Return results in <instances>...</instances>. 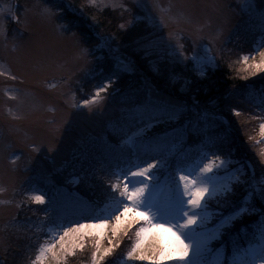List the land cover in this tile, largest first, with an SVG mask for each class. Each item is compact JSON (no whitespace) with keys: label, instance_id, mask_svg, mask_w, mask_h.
<instances>
[{"label":"rangeland","instance_id":"1","mask_svg":"<svg viewBox=\"0 0 264 264\" xmlns=\"http://www.w3.org/2000/svg\"><path fill=\"white\" fill-rule=\"evenodd\" d=\"M87 3L101 10L118 11L119 16L125 9L131 14L129 7L134 4L139 13L129 17L123 25L138 26L130 43L148 59L152 69L158 70L160 62L185 64L191 61L195 71L199 72L198 64L203 67V74L209 67L217 66L223 46L230 41L234 31L241 30L238 27L244 21L251 24L254 13L264 11V0H96L95 5L87 0ZM46 8L51 10V15L45 13ZM60 17L61 12L44 0H0V73H3L0 75V188L3 189L0 201L5 202L0 203V247L5 242L4 225L13 222L18 215L17 194L22 193L24 185L31 187L28 195L43 194L48 202L46 191L37 188L40 182L51 184L52 175L70 163L81 150L88 154L90 148L108 146L106 131L132 111L131 105L117 103L112 95H102L104 92L97 105L83 107L84 101L91 99L103 85L94 81L101 70H96V58L91 56L93 50L114 56L117 67L127 71L134 68L130 55L118 48L116 35L101 31L97 34L99 42L91 51L80 35L71 30L70 23ZM249 38L246 36L243 40ZM260 52H264V35L258 39L255 50L247 54L248 63H259ZM209 59L211 63H206ZM13 76L15 79L10 78ZM86 83L94 86L89 92L82 89ZM152 97L171 109L182 107L169 97ZM77 104L81 106L76 107ZM151 127L148 123L137 132L140 129L145 132ZM137 132L132 136L135 141L130 143L132 147L142 136L136 135ZM211 153L224 159L218 151ZM170 155L171 152H167L148 161L135 160L129 168L158 161L165 165ZM202 158L187 167H195ZM157 169L153 172L163 185L169 175H158ZM209 211L217 210L210 208ZM76 222L93 221L88 216L60 224ZM216 222L213 219L209 227ZM132 232L134 237V230ZM54 235L55 232L51 233L48 242ZM111 238L110 230H105L101 248L109 247ZM153 246L150 237L145 251H150ZM190 258L204 262L216 257L214 253L198 256L193 252ZM136 262L125 257L120 264ZM142 262L148 264V261ZM46 264L54 262L49 259ZM161 264H179V261L166 259Z\"/></svg>","mask_w":264,"mask_h":264},{"label":"trees","instance_id":"2","mask_svg":"<svg viewBox=\"0 0 264 264\" xmlns=\"http://www.w3.org/2000/svg\"><path fill=\"white\" fill-rule=\"evenodd\" d=\"M44 1L61 12L60 19L70 23L71 30L80 35L91 51L98 44L97 34L101 31L116 35L118 48L130 55L134 70L117 67L114 56L105 51L93 50L91 56L96 58V70H101L95 75L94 81L104 84L110 79L111 84L102 95H112L115 102L131 105L132 111L123 116L114 128L106 131L108 146L90 148L88 154L81 150L70 163L52 175L51 184L40 182L37 188L44 189L48 198L44 205L32 203L28 195L31 187L24 185L22 193L17 194L20 202L17 217L3 227L5 242L0 247V264H32L39 245L50 239L48 228L68 223L72 219L87 218V214L79 213L84 204H99L102 207L110 175L117 170H126L135 160L144 162L171 152L164 165L167 170H157L158 175L164 176L178 168L187 167L205 153L218 151L224 158L233 161L231 170L245 165V173L250 176L252 169L247 165L251 164L256 175H260L264 165L260 163L259 153L264 149V137L260 135L259 126L264 123V113L255 107L247 92L253 90L259 93L264 85V73L250 75L244 70L245 64L241 58L252 53L258 39L264 35V11L254 13L251 24L244 21L238 27L241 30L234 31L230 41L223 46L217 66L209 67L202 75L191 67V61L185 64L160 62L158 70L152 69L148 59L130 43V37L136 34L138 26L120 27L129 17L139 13L134 4L129 7L132 15L125 11L119 16L118 11L98 9L90 6L87 0ZM261 19L263 21L260 23ZM237 36L238 40L235 39ZM246 36L250 38L244 41ZM245 76L248 79H244ZM92 87L86 83L82 89L89 92ZM152 95L169 97L182 107L171 109L153 99ZM232 109L242 114L237 117ZM148 123L152 127L145 129L144 135L132 147L127 139ZM241 179H247V176ZM245 195V186L236 185L231 202L239 204ZM210 208L224 213L231 211L228 206L218 208L215 202ZM248 219L245 217V222ZM38 225L42 226V230L38 229ZM240 227L237 223L236 228L226 229L225 232H236ZM132 233L119 238L120 246L103 264H120L124 260L134 242ZM235 238L226 234L221 240L213 242L212 248H225V254L230 258L232 240ZM93 243L94 238L86 239L83 252L78 251L76 256L69 257L68 264H92ZM240 243L248 247L243 233ZM135 264L147 263L138 261Z\"/></svg>","mask_w":264,"mask_h":264},{"label":"snow or ice","instance_id":"3","mask_svg":"<svg viewBox=\"0 0 264 264\" xmlns=\"http://www.w3.org/2000/svg\"><path fill=\"white\" fill-rule=\"evenodd\" d=\"M90 3L95 5L96 0H90ZM44 11L52 14L50 9ZM120 27L124 28V25ZM259 54V63L249 64L247 55L241 58L246 66L244 70L252 76L264 73V52ZM206 63H211V59ZM197 70L203 74L201 65H197ZM10 78L15 79L14 76ZM110 84L109 79L91 99L84 101L83 107L97 105L101 93ZM246 88L253 89L254 86ZM247 95L254 101L255 107L264 113V85L258 94L249 90ZM232 112L237 117L242 114L236 109H232ZM259 127L260 135L264 137V123ZM143 132L144 129H140L136 135H143ZM128 142L134 143V138L130 137ZM259 155L260 163L264 165V149L260 150ZM157 163L161 168L164 167V162ZM157 163L135 165L127 170L113 172L107 181L103 206L84 204L81 208V213L87 214L93 222L58 224L48 228V232H55V235L51 242L46 239L39 245L32 264H46L49 259L54 264H68L69 257L76 256L77 251L83 252L84 241L89 237L94 238L92 264H103L120 246L119 238L128 237L133 230L135 239L126 253L128 261L161 264L166 259H176L179 264H264V168L259 176L251 164L247 165L252 169L250 176L244 172L245 165L232 172L229 166L233 161L230 158L222 159L217 153H205L195 167L177 169L162 185L153 172V169H157ZM242 176H247V179L242 180ZM240 184L245 186L246 195L239 204H234L230 198L235 194V186ZM29 200L37 205L46 203L43 194H32ZM212 202L218 208L228 206L231 211H209ZM245 217L249 218L247 222ZM214 218L217 222L210 228L209 224ZM237 223L241 225L240 229L225 232L226 229L236 228ZM37 227L42 230L41 225ZM105 230H110L112 238L108 240L109 247L101 248ZM241 233L247 240V248L240 243ZM226 234L236 237L232 240L230 258L225 254V248H212L213 242L221 240ZM150 237L154 246L150 251H145L144 246ZM193 252L198 256L214 253L216 258L204 262L194 261L190 258Z\"/></svg>","mask_w":264,"mask_h":264}]
</instances>
